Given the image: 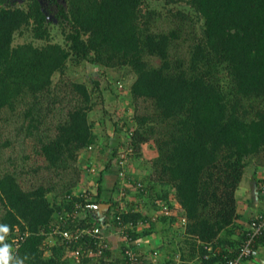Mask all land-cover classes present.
Here are the masks:
<instances>
[{
  "label": "trees",
  "instance_id": "trees-1",
  "mask_svg": "<svg viewBox=\"0 0 264 264\" xmlns=\"http://www.w3.org/2000/svg\"><path fill=\"white\" fill-rule=\"evenodd\" d=\"M41 1L0 0V226L9 229L0 248L9 247V264H130L120 234L142 240L158 233L159 221L183 234L204 264L233 256L245 233L233 237L237 191L248 161L264 154V0H161L165 15L144 0ZM196 22L197 34L184 33ZM55 27L61 43L51 41ZM182 33L194 35L184 59L176 55ZM23 35L31 41L14 45ZM82 63L129 68L136 113L125 145L137 156L144 144L156 146L150 174L131 176L122 199L103 195L118 148H109L98 175L83 177L94 165L79 164L95 147L89 115L104 100L97 81L90 88L64 75ZM141 100L150 104L144 114ZM83 180L96 192L79 191ZM257 180L261 192L264 177ZM102 202L110 207L101 216ZM166 206L171 214L156 215ZM96 225L116 233L119 249L89 256L97 250L91 235L69 242L62 234ZM76 248L79 262L65 257Z\"/></svg>",
  "mask_w": 264,
  "mask_h": 264
},
{
  "label": "rangeland",
  "instance_id": "rangeland-1",
  "mask_svg": "<svg viewBox=\"0 0 264 264\" xmlns=\"http://www.w3.org/2000/svg\"><path fill=\"white\" fill-rule=\"evenodd\" d=\"M146 4H148V8L149 9H155L157 11H160L162 13H164V15L166 14V10L167 9H163V4L161 3V0H144ZM53 10L56 11L55 7L53 6ZM49 20L56 24V21L53 20V18H51L52 16H54V12L52 11V13L49 14ZM169 20V19H168ZM165 20L162 19L161 23L163 24ZM167 22V21H166ZM159 24L161 27H159L160 30H169L171 28V26H166L165 24L162 25ZM201 23L200 22H196L195 23V27H192L191 23L189 24V26L187 28H184V33H186V31H191L192 33H198L199 32V28H200ZM55 30H51V34H52V42H62L61 39V34L58 28H54ZM182 33L181 38H183L182 40H185L184 45L182 46L181 42L179 44V48L176 50V55H180L181 57H183V59L185 57H187V51L188 50V46H190L193 43L194 40V35H186ZM181 40V41H182ZM31 41V38L28 35H23V36H16L14 39V45L17 44H21L24 42H28ZM33 43H35V45H42L44 44V42H38V41H34ZM185 55V56H183ZM187 59V58H186ZM67 78L71 79L72 81H76L79 83H85L86 85H88V87L91 88V83L89 81L90 78H92L93 80L97 81L99 83V86L102 87L104 89V100L97 101V105L95 106V108H93V110L91 111L90 115H89V120L92 121L94 123L93 126V131L97 134V136L100 135L99 140H98V144L97 141L95 143V147L96 148H100L101 145H103L104 143L107 145V141L102 139V134L105 133V128L107 129V131H109V134L113 135L114 131H113V123L116 124L117 122H119L118 124V133L114 134L113 138L111 139V141H113V143H111V141L109 142V144L111 146H118V151L122 154H124L125 158H124V165L126 170L130 173L129 175L132 177H143L144 173H149L150 174V161L156 157V146L154 144V142H150L148 144H144L140 151V156L135 155V153L131 152L132 150H130L129 146H128V142L127 145H125V141H126V134H127V129L130 126V124L133 121V115L135 112L133 104L131 102V97H130V85L132 84V82L134 81V75L133 73L129 70V68H124V69H105V70H98V68L93 67L89 64L86 63H82L80 65H72L69 64L67 67V70L65 71L64 74ZM60 75L59 74H55L53 76V81L55 84H57V82L59 81ZM245 105H247V103L244 101L243 102ZM138 105V114L145 113V109L144 108H149L150 104L148 102H144V101H138L137 103ZM133 107V108H132ZM105 123V124H104ZM128 124V125H126ZM113 126V127H112ZM166 129V127L162 126V130L163 133L164 130ZM116 130V129H115ZM94 147V154H93V158L91 159L90 163L91 165H94V169H95V173L98 175V173L100 172V170L102 169V162L105 161V159H107V155L109 152V149L106 148L105 149V153H100V150L96 152V148ZM90 151V150H89ZM84 155V154H83ZM82 156V154H81ZM87 160H83L82 162H80L79 164L81 165H85V162ZM104 163V162H103ZM249 164H247L246 168L244 169V179L247 178H251V180H255L256 177H264V154H261L260 156L254 157L253 159H251V161H248ZM117 173V169L115 167V163H114V168L107 172L106 180H107V184L106 186L109 187V192L106 193L107 189H104V197L109 198L110 196H113L115 199L117 198V192H113V189L115 184H118V181L123 184L124 181H122L123 179L119 178L118 175H116L114 172ZM254 173V175H253ZM115 174V175H114ZM256 176V177H255ZM83 177H85V175H83ZM248 179V180H249ZM105 180V178H104ZM105 180V181H106ZM93 182H90L89 186H93L92 190L94 192H96V187H94V185H92ZM92 191V192H93ZM132 198L134 196H131ZM136 202H142V203H147L148 202V197H144V198H135ZM178 207V205H177ZM163 211L159 210L156 212V214H161ZM179 211L176 210L174 211L175 214H177ZM156 217H154L155 219ZM161 226V227H160ZM181 226V225H180ZM179 229V227H177ZM182 228V227H181ZM158 232L161 234H164V237L167 239L165 241V244L170 245L167 248L169 250H172L170 252H167V248L165 249V257L167 256V258H172V252L175 250V248H177L178 244H181L180 242H183V236L181 233H179L176 228L175 229H170L168 224H164L162 221L158 222ZM171 239V240H170ZM177 240H180V242L178 243ZM188 244V248L189 249H185V251H183L184 256L186 257V259H193V258H198L200 259V256L198 254H195V256H190V250H191V245L187 242ZM144 245V242H143ZM112 246V243H111ZM179 248V247H178ZM161 252V251H160ZM164 253V252H163ZM162 254V252H161ZM69 259H71V256H68ZM177 259H180V263L181 264L184 259H182V257H178V256H174V259H171L173 262L177 261ZM197 259V260H198ZM12 264H18L16 261H12ZM182 264H185L182 263Z\"/></svg>",
  "mask_w": 264,
  "mask_h": 264
},
{
  "label": "built area",
  "instance_id": "built-area-1",
  "mask_svg": "<svg viewBox=\"0 0 264 264\" xmlns=\"http://www.w3.org/2000/svg\"><path fill=\"white\" fill-rule=\"evenodd\" d=\"M90 149V148H89ZM131 150V149H130ZM132 152V151H131ZM124 154L120 153L117 155V159L115 162V167L117 169L116 175L119 178L123 179V184H119L121 189L117 192L116 199H122L126 195V191L124 186L128 184L129 180H131L130 173L126 170L124 165ZM95 167L90 166L87 169V174L97 175L95 173ZM86 184V183H85ZM89 185V184H88ZM141 184H139L140 186ZM118 186V185H117ZM85 186L83 185L79 191H82ZM79 191L77 193H79ZM261 193L264 195V183L261 184ZM93 198V196L91 197ZM162 214H171V210L166 206L163 208ZM185 221V219H183ZM123 231V229H122ZM65 240L69 242H75L79 237H83L84 234H89L92 236L94 244L97 246V250L93 251L90 249L88 251L89 256L100 255L103 250L111 246V237L115 236V232L105 234L103 233L101 227L99 225L96 226H87V227H77L76 230L69 231L65 230L62 232ZM264 235V212L258 213L255 215L251 221H249L247 227L245 228V233L242 242L235 250V254L233 256H225V260L219 264H249L252 260L257 258L259 255V243L258 240ZM123 241V255L127 259L130 264H156L158 261L159 250H147L143 245L142 240H133L126 232L123 231L120 234V242ZM15 244L13 248H17L19 246L18 239H15ZM136 243V246L132 245ZM146 251V252H145ZM71 256L72 260L75 262H79L81 259V251L80 248H76L73 251L67 253L65 257ZM178 257H182L180 253L177 254ZM198 264H204V261L201 260Z\"/></svg>",
  "mask_w": 264,
  "mask_h": 264
},
{
  "label": "crops",
  "instance_id": "crops-1",
  "mask_svg": "<svg viewBox=\"0 0 264 264\" xmlns=\"http://www.w3.org/2000/svg\"><path fill=\"white\" fill-rule=\"evenodd\" d=\"M105 124V123H104ZM114 126V127H113ZM113 133L117 134L119 130H115V124L113 123ZM113 135L109 134V131H107V129L105 128V133L102 134V139L107 141V145L104 143L103 145H101V147L98 149L96 148V152L100 150V153H102V150L106 149L105 146L109 148H118V146H111L109 144V142L111 141V139L113 138ZM101 134H99L98 139H97V144H98V140ZM111 143H113V141H111ZM119 149V148H118ZM94 150H90L88 152H84V155L82 154L81 156V161L83 160H87L85 162V165L88 164L91 159L93 158V154H94ZM105 153V152H104ZM106 160V159H105ZM103 166L104 163L102 162ZM102 166V168H103ZM114 172V171H113ZM115 173V172H114ZM146 173H144L145 175ZM107 173L104 175V178L106 180V176ZM115 175V174H114ZM88 176V175H87ZM85 176V178L87 177ZM256 177V176H255ZM256 177L255 180H251V178H247V179H243V181L241 182V185L237 191V199H238V213L240 214V217L237 219L236 221V225H240L239 228L236 229V233L233 235V237L236 239L238 238V236L242 233L243 229H245L249 223V221L258 213L264 212V195L259 192L258 190V180ZM249 179V180H248ZM86 181H88L86 183ZM91 181L89 180H83V184L84 186H89L88 184H90ZM86 183V184H85ZM107 184V180L104 182V186L106 190V193L109 192V187L106 186ZM83 186V185H82ZM114 189V188H113ZM157 215V214H156ZM154 217V216H153ZM161 227V226H160ZM183 239H185L186 237L182 234ZM144 242V246L146 250H159V254H158V261L156 264H179L180 263V259L177 261H172L171 259H174V256H177L178 253L181 254V252L185 251V249H189L187 246V242L186 240L183 242H180V240H177L178 243L180 242L181 244H179L177 247L183 246L181 248H175L176 251L172 252V258H167V256L165 257V249L170 246L165 244V241L167 240L164 237V234L161 233H157V234H153L150 236H146L144 239H142ZM111 243H112V248L113 249H119V241L117 239H115V236L111 237ZM229 247V248H228ZM227 248L232 251L233 248L228 246ZM173 250V249H172ZM172 250H169L167 248V252H170ZM217 250H221V247H218ZM259 255L257 256V258H255L254 260H252L251 262H249V264H264V238L263 240L259 243ZM162 254H161V252ZM164 252V253H163ZM186 252V251H185ZM182 255V254H181ZM198 258H193V259H184V261L182 263L185 262V264H198L201 260ZM181 263V264H182ZM149 264V263H148Z\"/></svg>",
  "mask_w": 264,
  "mask_h": 264
},
{
  "label": "clouds",
  "instance_id": "clouds-1",
  "mask_svg": "<svg viewBox=\"0 0 264 264\" xmlns=\"http://www.w3.org/2000/svg\"><path fill=\"white\" fill-rule=\"evenodd\" d=\"M9 229L6 226H0V242H3L4 236L8 233ZM12 259L10 256V250L7 245L3 248H0V264H9V261Z\"/></svg>",
  "mask_w": 264,
  "mask_h": 264
},
{
  "label": "water",
  "instance_id": "water-1",
  "mask_svg": "<svg viewBox=\"0 0 264 264\" xmlns=\"http://www.w3.org/2000/svg\"><path fill=\"white\" fill-rule=\"evenodd\" d=\"M21 1V0H20ZM110 207V204L109 203H105V202H102L101 204L98 205V213L99 215H103V212L105 210H108Z\"/></svg>",
  "mask_w": 264,
  "mask_h": 264
},
{
  "label": "flooded vegetation",
  "instance_id": "flooded-vegetation-1",
  "mask_svg": "<svg viewBox=\"0 0 264 264\" xmlns=\"http://www.w3.org/2000/svg\"><path fill=\"white\" fill-rule=\"evenodd\" d=\"M20 1V0H19ZM45 0H43V1H41V3H42V5L44 6L45 4L43 3ZM47 2H49V0H46ZM57 2H60V3H62V0H57ZM55 7L56 5H52V7ZM55 12V11H54ZM44 13H45V15L47 16V18H48V20H49V14H48V12H46L45 10H44ZM51 18H53V20H55L54 19V16H52Z\"/></svg>",
  "mask_w": 264,
  "mask_h": 264
}]
</instances>
